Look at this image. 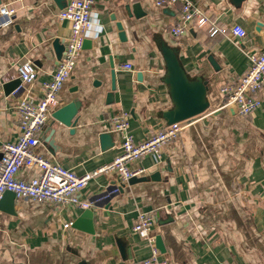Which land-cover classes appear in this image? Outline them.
<instances>
[{"label": "crops", "instance_id": "1", "mask_svg": "<svg viewBox=\"0 0 264 264\" xmlns=\"http://www.w3.org/2000/svg\"><path fill=\"white\" fill-rule=\"evenodd\" d=\"M137 2L146 15L129 17L126 6L132 11ZM196 2L220 26L241 25L247 35L212 36L208 25L177 37L171 30L178 6L95 0L98 24L89 31V47L57 107L76 101L78 111L71 126L50 117L40 134L39 154L83 175L112 163L120 152L122 137L111 128L112 116L129 113V131L137 142L168 125L164 114L175 106L166 82V48L174 51L190 82H208L209 106L181 121V135L164 147L160 161L146 156L135 164L145 169L138 177L144 180L101 172L79 192L80 199L91 201L113 185L120 187L107 206L92 208L93 233L73 227L82 208L18 197L15 212L1 208L0 264H134L151 254L133 231L141 212L156 214L154 231L170 264H264V87L258 92L262 105L246 117L227 106L221 92L224 85H237L250 56L264 50V0ZM2 5L14 10V20L0 28V160L1 147L19 135L18 100L39 97L59 62L58 49L71 35V22L59 18V0H2ZM116 21L123 22L126 41ZM26 60L37 66V80L5 96L3 83L19 77L18 65ZM127 63L132 70L123 68ZM38 174L25 168L19 177ZM68 222L72 225L66 228Z\"/></svg>", "mask_w": 264, "mask_h": 264}, {"label": "built area", "instance_id": "2", "mask_svg": "<svg viewBox=\"0 0 264 264\" xmlns=\"http://www.w3.org/2000/svg\"><path fill=\"white\" fill-rule=\"evenodd\" d=\"M155 2L160 7H179L177 23L171 30L172 34L177 37L192 27L202 28L208 25H211L212 36L227 32L239 38L247 35L241 25L220 26L196 0H155ZM94 4L95 0H70L60 10L59 18L71 22V35L66 40L64 56L59 60L52 79L43 84L39 97L35 99L21 96L18 100L15 112L19 135L15 141L7 142L1 147L3 158L0 160V201L7 191H12L18 198L92 209L97 202L110 200L120 191L118 185H113L95 200L80 199L79 192L95 175L114 171L124 181L140 177L145 169L135 164L146 156L160 161L164 147L176 140L182 133L184 127L182 122H174L137 142L129 131V113L112 116L111 128L119 132L122 137L120 152L112 163L83 175L37 152V147L41 143L42 128L59 105V94L76 66L90 29L95 23L98 24L99 17L94 10ZM13 14L14 10L9 5L0 7V28L13 23ZM123 68L132 70L133 66L127 63L123 65ZM38 73V68L33 61L21 62L18 65L21 84L13 91V94L17 95L21 89L32 85L37 80ZM263 87L264 50L250 56V66L239 78L237 85H224L221 92L225 96L226 105L236 107L237 113L246 117L262 105L258 92ZM25 168L37 169L38 176L31 179L20 178L19 173ZM155 224L156 214L154 212H141L135 222L133 231L147 242L151 248V254L149 257L136 260L134 264H170L162 257V252L156 244ZM71 225L72 222H68L64 226L68 228Z\"/></svg>", "mask_w": 264, "mask_h": 264}, {"label": "water", "instance_id": "3", "mask_svg": "<svg viewBox=\"0 0 264 264\" xmlns=\"http://www.w3.org/2000/svg\"><path fill=\"white\" fill-rule=\"evenodd\" d=\"M70 2V1H69ZM68 1L59 0V5L64 8L68 3ZM2 0H0V4ZM128 16L141 18L146 15V12L142 8V4L140 2L135 3L132 6V11L130 5L126 6ZM112 20H116V15L113 14L111 16ZM116 26L120 31L119 36L122 41L127 40L126 31L124 30V24L122 21H116ZM65 45L61 46V48L57 51L58 59L60 60L64 56ZM89 40L85 39L84 48H88ZM165 56L168 63V77L166 82L170 86V92L172 95V100L174 102V108L165 112L164 116L168 122V124H172L174 122H181L184 120L191 119L201 113H203L209 106V102L206 101V92L208 91V82L205 81H193L190 82L185 75L183 69L180 67L178 59L174 51L169 48L165 50ZM114 65L112 64V67ZM112 89L116 88L115 83V71L112 70ZM139 79H142V73L138 74ZM21 84V79L16 77L6 83H3V89L5 96H10L13 94V91ZM24 89H21L23 91ZM78 103L76 101H72L67 105H64L60 108H56L52 112V118L58 120L59 122L71 126L73 124L74 117L78 111ZM106 136V134H104ZM144 180L138 177H133L130 181L136 182ZM104 193L95 196L92 200H95L101 197ZM15 201L16 194L12 191H7L2 200L0 201V209L4 206L8 208L7 210L11 213L15 212ZM109 199L97 202L96 206H104L108 205ZM94 211L92 209H85L84 212L73 222V227L76 229L93 233L94 232V223H93ZM156 244L158 248L165 252L166 248L163 242V239L160 235L156 237Z\"/></svg>", "mask_w": 264, "mask_h": 264}]
</instances>
